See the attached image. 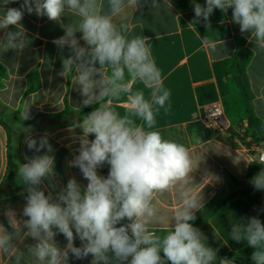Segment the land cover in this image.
Returning a JSON list of instances; mask_svg holds the SVG:
<instances>
[{"label":"clouds","instance_id":"clouds-1","mask_svg":"<svg viewBox=\"0 0 264 264\" xmlns=\"http://www.w3.org/2000/svg\"><path fill=\"white\" fill-rule=\"evenodd\" d=\"M14 2L0 0V30L16 28L0 37L3 52L22 53L28 48L30 40L21 25L25 13L58 23L71 13L75 19L62 24L64 35L52 41L71 53L63 59L60 75L75 73V85L84 97L83 107L99 105L82 122L74 124L82 134L78 137V154L69 161V167L80 169L88 181L84 188L72 177L55 197L52 193L46 195L41 185L55 176L54 156L50 155L53 148L47 135L38 141L31 136L25 138L28 149L37 153L47 149L43 155L26 157L27 163L18 168L28 192L23 215L29 219L23 221V227L28 229L26 235L36 241L28 247L32 256L42 264H68L70 254L77 260L91 254V264H216L217 250L208 246L204 234L190 223L203 207V196L184 187L192 173L188 148L164 139L158 131H146L131 118H142L152 129L156 123L154 108L157 112L165 108L170 92L163 86L147 38L129 35L127 26H117L113 21L124 11L125 0H108L110 13L102 11L101 0H22L18 8L8 7ZM139 3L127 0L136 8ZM156 5L157 0H152V6ZM229 8L240 31L250 32L256 44L264 48V0H206L204 6L194 3L195 22L202 20L208 25L214 9L226 12ZM77 32L82 33L79 39ZM80 39L85 46H81ZM202 42L213 53L223 47V40L217 42L205 36ZM137 80L151 90L148 98L143 91H133ZM122 94H127L129 110L123 117L112 108L113 98ZM21 118H31L29 108ZM90 134L94 139H89ZM105 164L110 166L107 177L98 174ZM250 183L264 190V169ZM178 184L181 204L174 210L170 231L161 238L149 231L150 224L166 221L157 214L153 201ZM125 220L128 222L122 223ZM57 234L67 240L63 248L55 240ZM229 236L236 242L246 241L254 249V264H264V223L258 216L234 223ZM77 237L79 247L75 246ZM12 240L8 232L0 236V251L7 253ZM219 264L234 261L220 258Z\"/></svg>","mask_w":264,"mask_h":264},{"label":"crops","instance_id":"crops-1","mask_svg":"<svg viewBox=\"0 0 264 264\" xmlns=\"http://www.w3.org/2000/svg\"><path fill=\"white\" fill-rule=\"evenodd\" d=\"M101 2L102 11L110 13L108 0ZM125 2L124 11L113 17V21L117 26H127L129 35L147 38L163 86L170 92L165 108L158 112L154 108L156 123L152 129L147 128L142 118H131L146 131H158L164 139L188 148L192 173L184 187L203 196V206L217 195L247 187L255 189L250 181L264 169V162L256 160L259 152L264 151V139L254 140L255 135L249 126L250 112L242 91L233 74H218L216 64L230 59L240 48L251 52L244 79L250 92L251 114L264 128V48L256 44L250 32L240 31V25L232 21L231 8L226 12L214 9L209 27L202 20L195 22L194 14V3L204 6L206 0H167V3L157 0L155 7L152 0H140L137 8L127 4V0ZM20 3L22 0H16L8 7L18 8ZM168 4L172 7L169 8ZM73 19L71 13H66L58 23L46 16L25 13L21 25L30 40L28 48L22 53L3 52L0 48V65L4 68L0 74V106L6 113L0 121L7 124L8 117L22 120L21 113L29 108L31 118L23 121L32 123V128L19 134L18 126L12 129L0 122V236L7 232L13 235L9 251H0V264H42L32 256L28 247L36 241L26 235L28 229L23 227V221L29 219L23 215L27 190L5 193L2 189L10 160L18 169L19 164L27 163L26 157L33 158L47 152V149L40 153L28 149L27 136L38 141L47 135L53 148L50 155L54 156L55 176L43 180L41 185L46 194L52 193L55 197L72 177L82 188L88 183L78 167H69V161L78 154V137L82 134L74 124L82 122L99 105L82 106L84 97L79 86L75 85V73L60 75L63 59L71 54L70 50L67 47L60 49L52 42L64 35L62 24L67 25ZM6 31H16V28L9 26L0 30V37ZM76 35L79 39L82 33ZM205 36L217 42L223 40L224 49L221 45L218 52H211L202 42ZM80 44L85 46L82 39ZM132 87L133 91H143L145 97H149L151 90L139 80ZM211 98H217L224 111V124L218 131H210L202 123L203 104ZM112 108L121 117L129 114L127 94L113 98ZM83 110L86 112L81 118L79 113ZM43 117L53 121L43 126ZM89 139H94V134H90ZM109 169L110 166L105 164L98 169V174L107 177ZM21 182L23 180L17 175L6 183V187L14 188ZM179 188L178 184L158 194L153 201L157 214L166 221L150 224L149 231L161 238L170 231L174 210L181 204ZM251 216H258L264 223V190L255 189L231 199L215 216L198 227L207 238V245L217 250L216 264L220 258L233 260L234 264H254L251 259L254 249L246 241L236 242L229 236L234 223L246 222ZM55 240L61 248L67 244L63 234H57ZM80 245L77 237L75 246ZM17 256H20L19 261ZM92 258L90 254L86 259L77 260L70 254L68 264H89Z\"/></svg>","mask_w":264,"mask_h":264},{"label":"trees","instance_id":"trees-1","mask_svg":"<svg viewBox=\"0 0 264 264\" xmlns=\"http://www.w3.org/2000/svg\"><path fill=\"white\" fill-rule=\"evenodd\" d=\"M250 56H251V52L248 49L240 48L233 57L220 64H216V71L218 72V74H227V73L233 74L239 88L242 91L243 97L246 101L248 110L250 112L249 126L252 128V133L253 135L256 136V138L264 139V128L257 121L254 120V117L251 114V97L247 82L244 79V73L250 62ZM3 72H4V68L2 67V65H0V74ZM85 112L86 111L83 110L79 113L81 118L85 115ZM18 120L22 121V123L26 125H32V123H28L21 119ZM2 123L6 126L4 122ZM11 168L17 170L15 164L10 160L9 170ZM21 190H27L24 182H22L18 187L12 188L9 191H5V193H13ZM253 190L255 189L247 187L243 190L234 191L227 195L215 196L195 214L196 215L195 221H190V223H192L194 227L198 228L203 222L215 216L228 201L243 196L245 194H248L250 192H253ZM89 264H91V261L89 262Z\"/></svg>","mask_w":264,"mask_h":264},{"label":"built area","instance_id":"built-area-1","mask_svg":"<svg viewBox=\"0 0 264 264\" xmlns=\"http://www.w3.org/2000/svg\"><path fill=\"white\" fill-rule=\"evenodd\" d=\"M203 107L204 113L202 116V123L204 127L210 131L222 129L224 124V111L220 101L217 98H211L203 104ZM253 156L252 158L254 160L255 158ZM261 157H264V151L259 152L256 160L264 162L261 160Z\"/></svg>","mask_w":264,"mask_h":264},{"label":"rangeland","instance_id":"rangeland-1","mask_svg":"<svg viewBox=\"0 0 264 264\" xmlns=\"http://www.w3.org/2000/svg\"><path fill=\"white\" fill-rule=\"evenodd\" d=\"M0 117H6V113L4 112V110H3V108L0 106ZM6 123L8 124V126H7V124H6V126L8 127V128H16L17 126H18V128H19V131H18V133L20 134V133H22L23 131L25 132L27 129H30V128H32V125H26V124H24V123H22V121H20V120H18V119H13V118H7V121H6ZM253 138H254V140H260L259 138H256V136H253ZM18 175V169L17 170H14L13 168H11L10 170H9V172H8V175H7V177H6V179H5V183H4V186H3V190H4V192L5 191H9V190H11L12 188H8L9 186L7 185V187H6V183H8L9 182V180L10 179H12V178H14L15 176H17ZM22 183V182H21ZM20 185V184H19ZM18 185V186H19ZM232 185V184H231ZM17 186V187H18ZM15 188V187H14Z\"/></svg>","mask_w":264,"mask_h":264},{"label":"water","instance_id":"water-1","mask_svg":"<svg viewBox=\"0 0 264 264\" xmlns=\"http://www.w3.org/2000/svg\"><path fill=\"white\" fill-rule=\"evenodd\" d=\"M52 121H53V119L48 118V117L41 118V123H42L43 126H46L48 123H50Z\"/></svg>","mask_w":264,"mask_h":264}]
</instances>
